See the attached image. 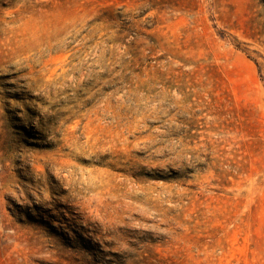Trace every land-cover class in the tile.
<instances>
[{"label": "rangeland", "instance_id": "rangeland-1", "mask_svg": "<svg viewBox=\"0 0 264 264\" xmlns=\"http://www.w3.org/2000/svg\"><path fill=\"white\" fill-rule=\"evenodd\" d=\"M0 264H264V0H0Z\"/></svg>", "mask_w": 264, "mask_h": 264}]
</instances>
